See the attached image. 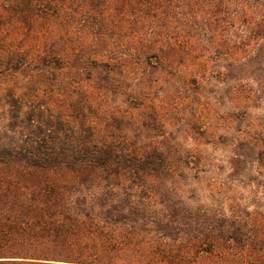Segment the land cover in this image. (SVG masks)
I'll list each match as a JSON object with an SVG mask.
<instances>
[{"label":"trees","instance_id":"16d2710c","mask_svg":"<svg viewBox=\"0 0 264 264\" xmlns=\"http://www.w3.org/2000/svg\"><path fill=\"white\" fill-rule=\"evenodd\" d=\"M186 31L250 48L264 0H0L2 118L18 121L12 137L0 122V264H264V214L186 204L152 155L85 136L39 98L64 90L45 73L59 63L94 61L110 80L153 58L187 64ZM34 70L42 80L10 82Z\"/></svg>","mask_w":264,"mask_h":264},{"label":"rangeland","instance_id":"374dc122","mask_svg":"<svg viewBox=\"0 0 264 264\" xmlns=\"http://www.w3.org/2000/svg\"><path fill=\"white\" fill-rule=\"evenodd\" d=\"M229 33L186 31L187 64L153 58L140 68H115L113 80L108 67L94 61L46 67L49 80L64 90L39 98L56 116L66 118L71 110L85 136L106 134L115 147L152 155L148 171L186 204L264 214V37L246 48ZM39 71L10 82L42 80L33 77ZM6 82L0 79V122L12 137L18 121L11 127L2 118ZM34 98L28 90L24 105L35 104Z\"/></svg>","mask_w":264,"mask_h":264}]
</instances>
